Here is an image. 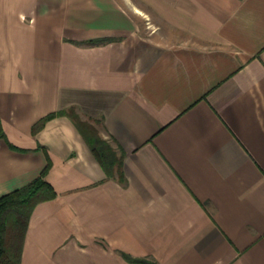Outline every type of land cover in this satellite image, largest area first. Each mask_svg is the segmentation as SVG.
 Listing matches in <instances>:
<instances>
[{
    "label": "crops",
    "instance_id": "1",
    "mask_svg": "<svg viewBox=\"0 0 264 264\" xmlns=\"http://www.w3.org/2000/svg\"><path fill=\"white\" fill-rule=\"evenodd\" d=\"M47 165L20 264H264V0H0V197Z\"/></svg>",
    "mask_w": 264,
    "mask_h": 264
},
{
    "label": "trees",
    "instance_id": "2",
    "mask_svg": "<svg viewBox=\"0 0 264 264\" xmlns=\"http://www.w3.org/2000/svg\"><path fill=\"white\" fill-rule=\"evenodd\" d=\"M55 116H67L81 135L91 154L107 177H114L124 182L122 172V152L111 146L90 124L80 120L73 110L51 113L34 125L33 131L45 121ZM48 165L41 174L26 184L0 197V264H20L23 240L29 217L34 207L43 201L52 200L56 194L52 187L43 179ZM121 256L128 262L136 264H158L151 258H133L127 254Z\"/></svg>",
    "mask_w": 264,
    "mask_h": 264
},
{
    "label": "rangeland",
    "instance_id": "3",
    "mask_svg": "<svg viewBox=\"0 0 264 264\" xmlns=\"http://www.w3.org/2000/svg\"><path fill=\"white\" fill-rule=\"evenodd\" d=\"M79 118H80L81 121L86 122V123L90 124L93 128H95V129L97 130L98 134L103 138V136H102V134H101V132H100L99 125H98L97 123H95V122H91V121H88V120H85L84 118H82V117H80V116H79ZM111 146H112V145H111ZM112 147H113V146H112Z\"/></svg>",
    "mask_w": 264,
    "mask_h": 264
}]
</instances>
